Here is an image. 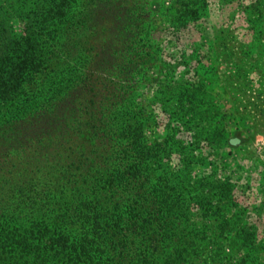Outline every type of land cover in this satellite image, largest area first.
Instances as JSON below:
<instances>
[{"label": "rangeland", "instance_id": "374dc122", "mask_svg": "<svg viewBox=\"0 0 264 264\" xmlns=\"http://www.w3.org/2000/svg\"><path fill=\"white\" fill-rule=\"evenodd\" d=\"M97 1L123 6L129 15L117 24L121 30L112 48L115 58L132 65V60L146 62L126 77L131 81L111 87L122 120L140 123L142 114L148 116L144 128L148 127L150 139L166 142L170 152L163 164L172 173L182 170L188 194L195 197L200 190L208 201L193 199L186 217L197 223L196 238L203 253L210 264H264V0ZM93 2L95 6L96 0H78V7L89 10ZM44 3L0 0V64L4 58L10 60L2 53L14 50L22 31L35 29L45 60L39 81L46 89L52 87L44 93L60 98L82 80L88 72L85 64L96 51L89 45L75 58L70 38L66 41L61 33L56 41L49 38L36 17ZM186 3L197 14L178 29L179 11ZM110 24L90 19L81 32L102 44ZM184 87L191 88L190 94L197 91L194 105L181 93ZM98 130L93 127L82 140L90 142L92 134V140L102 137L103 129L99 134ZM84 144V160L98 158L104 151ZM31 151L11 150L0 156V216L4 218L20 215L15 213V197L20 190L25 194L28 183L43 175L44 168L32 164L36 155ZM218 179L227 180L230 189L214 193L210 182ZM28 207L17 209L21 217Z\"/></svg>", "mask_w": 264, "mask_h": 264}, {"label": "trees", "instance_id": "16d2710c", "mask_svg": "<svg viewBox=\"0 0 264 264\" xmlns=\"http://www.w3.org/2000/svg\"><path fill=\"white\" fill-rule=\"evenodd\" d=\"M187 3L179 11L178 29L197 14ZM95 6L88 10L79 8L78 0H45L36 10L49 38L56 41L61 33L71 39L75 58L84 47H95V57L85 64L88 72L60 98L44 93L52 87L39 81L45 60L35 29H24L14 50L2 53L11 58L0 64V156L31 148L32 164L44 169L25 194L20 190L15 197L16 215L28 205L27 215L0 216V264H210L196 238L197 223L186 219L193 199L208 201L200 190L189 195L182 170L172 173L163 164L170 152L166 142L150 139L144 128L149 117L142 114L140 123L122 120L111 91L146 63L132 60V65L112 53L121 30L117 24L129 15L123 6L97 0ZM90 19L111 22L104 43L82 35ZM183 90L193 105L198 102L197 91ZM93 127L102 137L82 140ZM84 143L103 149L102 155L82 159ZM210 183L216 194L230 189L227 180Z\"/></svg>", "mask_w": 264, "mask_h": 264}]
</instances>
